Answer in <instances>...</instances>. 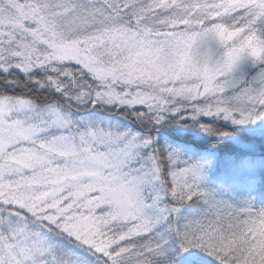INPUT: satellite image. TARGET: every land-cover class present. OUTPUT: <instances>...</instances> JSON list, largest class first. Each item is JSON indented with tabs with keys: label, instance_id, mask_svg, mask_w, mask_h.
<instances>
[{
	"label": "snow or ice",
	"instance_id": "snow-or-ice-1",
	"mask_svg": "<svg viewBox=\"0 0 264 264\" xmlns=\"http://www.w3.org/2000/svg\"><path fill=\"white\" fill-rule=\"evenodd\" d=\"M0 264H264V0H0Z\"/></svg>",
	"mask_w": 264,
	"mask_h": 264
}]
</instances>
